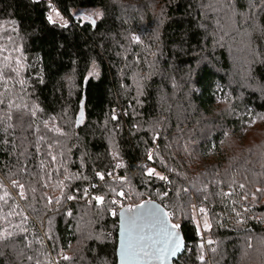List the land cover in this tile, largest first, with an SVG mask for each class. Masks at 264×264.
Segmentation results:
<instances>
[{"label":"trees","instance_id":"trees-1","mask_svg":"<svg viewBox=\"0 0 264 264\" xmlns=\"http://www.w3.org/2000/svg\"><path fill=\"white\" fill-rule=\"evenodd\" d=\"M53 9L67 26L49 22ZM78 11L100 18L81 23ZM0 100V183L11 194L0 235L14 233L0 239V264H117L112 199L164 208L185 243L176 264H264V193L242 198L264 187V0H0ZM20 176L54 202L20 200L10 182ZM17 204L26 222L8 215Z\"/></svg>","mask_w":264,"mask_h":264},{"label":"snow or ice","instance_id":"snow-or-ice-1","mask_svg":"<svg viewBox=\"0 0 264 264\" xmlns=\"http://www.w3.org/2000/svg\"><path fill=\"white\" fill-rule=\"evenodd\" d=\"M53 11L55 12V9H53ZM56 16L59 17V12H56ZM47 19L49 20V22H53L52 15H49L47 17ZM88 19L91 20V23L95 24V20H92L91 17H89ZM63 26H67V22H65ZM131 39L137 43L140 40V38L136 35H133L131 37ZM3 103H4V101L0 100V104H3ZM13 107H15V109L19 110L21 106L19 104L13 106L10 103L9 108H13ZM30 115L32 117H35L36 111H31ZM115 118L116 117L113 116V119H115ZM6 119L8 121H12L13 120L12 113H8L6 116ZM17 119L21 122V124H23L24 123V114H21L19 117H17ZM0 123H2V121H0ZM14 126L15 125H13V124L7 125L8 128H12ZM31 127H32V125L28 124V128H31ZM44 127L47 128L49 131L55 132L59 135H63V133L61 132V130L59 128H57V127L49 128L48 121H44ZM44 139H45L44 136L40 135L38 143L43 144ZM52 148H53V144L51 142H49L48 152L46 153V155L51 158V162L54 164L57 162V156L52 154ZM36 151L39 154L42 151V149L40 147H37ZM152 158H153V154L150 152L148 154V159L152 160ZM116 167L119 168V167H121V165L117 164ZM261 167L264 168V163L261 164ZM40 169H41V171L45 172L46 180L50 182L51 172H47L45 170V165H44L43 161H41ZM19 172L23 173V174H29L26 166L21 167L19 169ZM154 172H155L154 169L149 168L147 174L152 175ZM96 175L101 180H104V178H105L104 174H102V173L98 172ZM108 175H111V173H109ZM156 175L161 180H167V177H165L163 175H159L158 173ZM67 178L68 177H65V179H67ZM35 179L37 181H39V179H40L39 173L36 174ZM242 180L251 182V177L244 176V177H242ZM10 182H11V187L17 190V195H18L20 200L27 201L29 199L28 194L32 193L33 199H36V200L46 199L47 205H51L54 202L52 197H50V196L41 195V196L37 197L35 195L37 193V187L33 186V184L31 182L25 183L22 176H20V178L10 179ZM120 182L121 183L124 182L123 178H121ZM230 184L231 185L237 184V180L235 177H233L231 179ZM62 185H63V182L61 181L60 186H61V191L63 192ZM41 186L44 188H47V187H49V183L45 182ZM93 187H95V185H93ZM246 187H247V185L244 182L238 183L239 189L244 190ZM0 189H4L3 195H0V201H3L5 204H7L8 200L11 199V194L9 193V191L6 188H4V185L2 183H0ZM110 191L112 193H114V196L119 197L121 199L125 198L127 195V193H125L123 190L117 191L115 188L110 189ZM182 191L187 194L189 192V189L184 188V189H182ZM198 191H200V190H198ZM256 193H264V187H257L255 189V192H253V193L244 192L242 198L247 199L248 195H251L253 197V199H255ZM167 195H168V193L165 192L164 196H167ZM221 195L230 196V195H232V193L231 192H223V193H221ZM84 196L89 197L88 189H84ZM66 198L68 200H73V199H76L77 197L72 196V195H68ZM92 201H95L96 205H98V206L104 205L105 204V196H103V195H92L89 197L88 203L91 204ZM55 203L59 204L60 198H56ZM109 203H110V205H118V204H120V201L117 199H112ZM134 207H135V209H142L145 207V205H143V204L135 205ZM17 209H19L18 204L15 206V208L12 209V211H10L8 213V215H18L22 218V222H26L28 220V215L25 214L23 209H19V211H17ZM34 210L35 209H33V211ZM133 210H134L133 207H124L123 205H120L119 216L121 217L122 221L126 222L128 225V227H122L121 228V232L124 236V239L122 240L120 247L117 249L118 255H119L122 262L132 261V260H137V259H149V258H151V259H155L157 261H160V264H164V261H166L170 256H175L178 252H180V250L182 248V240H181L179 232L177 231V229L179 228V225L169 223V220H168L169 214L167 212L163 211L159 206H156V205L152 206V210H150V212L148 213V219L152 225V227L150 229L151 234L149 235V234L145 233L144 228L142 226L137 224V220L135 217L128 216V214L132 213ZM109 211H111V214L113 216L117 215V212L115 210L109 208ZM199 211L201 213H205L204 208H200ZM17 227H19V226H17ZM208 227H210V225H208L207 221L205 220V228L207 229ZM20 230L22 232L27 231L24 228H21ZM13 235H14V233L9 231V232H6L5 234L0 235V239H7L8 237H11ZM37 242L39 243L40 241H37ZM208 243L211 244L212 241H208ZM249 247H251V244H249ZM27 259L29 261H31L34 259V257L33 256H27ZM62 259L65 261H70L72 259V257L67 256V255H63ZM199 259L201 260V262L204 261L203 254H201ZM38 264H39V262H38Z\"/></svg>","mask_w":264,"mask_h":264},{"label":"water","instance_id":"water-1","mask_svg":"<svg viewBox=\"0 0 264 264\" xmlns=\"http://www.w3.org/2000/svg\"><path fill=\"white\" fill-rule=\"evenodd\" d=\"M145 205L144 208L142 209H135L134 206H127V207H133V212L129 213L128 216L130 217H135L137 220V224L142 226L144 228V231L146 234H151L150 229L152 227L149 219H148V213L150 212V210H152V206L156 205L159 206L163 211L164 208H162L160 205H158L157 203L153 202V201H144L138 205ZM166 212V211H165ZM169 223H171L169 217H168ZM122 227H128L127 223L122 221L121 217L118 214V233H117V248H116V252H115V256H116V260H117V264H160V261H157L155 259H137V260H132V261H124L122 262L117 249L120 247L122 240L124 239V236L121 232V228ZM177 231L180 234L181 240H182V248L180 250V252H178L175 256H170L166 261H164V264H176L179 260V258L183 255L184 249H185V243L183 240V236L182 233L180 231V228L177 229Z\"/></svg>","mask_w":264,"mask_h":264},{"label":"rangeland","instance_id":"rangeland-1","mask_svg":"<svg viewBox=\"0 0 264 264\" xmlns=\"http://www.w3.org/2000/svg\"><path fill=\"white\" fill-rule=\"evenodd\" d=\"M51 15L53 17V23H56L58 25H64L65 20L60 15L59 17L56 16V13H52ZM73 17L75 19H78L81 23L93 24L91 23V20H89L88 18L91 17L92 20H95V22H97L100 18V14L99 12H96V11H78L74 13ZM205 220L207 221L209 225L208 220L206 219V217H204L201 222V227H202V230L204 231L208 229V228L207 229L205 228Z\"/></svg>","mask_w":264,"mask_h":264},{"label":"built area","instance_id":"built-area-1","mask_svg":"<svg viewBox=\"0 0 264 264\" xmlns=\"http://www.w3.org/2000/svg\"><path fill=\"white\" fill-rule=\"evenodd\" d=\"M113 180L115 182H120L121 181V179L117 178V177H114ZM120 205H122V204L116 205V209H115V211L117 212L116 216H118V214L120 212ZM200 208L201 207H200V205L198 203V200L197 199H193L192 212H193V226L194 227H201V222H202L203 218L206 217L205 213H201L199 211Z\"/></svg>","mask_w":264,"mask_h":264},{"label":"bare ground","instance_id":"bare-ground-1","mask_svg":"<svg viewBox=\"0 0 264 264\" xmlns=\"http://www.w3.org/2000/svg\"><path fill=\"white\" fill-rule=\"evenodd\" d=\"M52 13H56V12H54V11H52ZM117 227H118V222H117ZM195 228H197L198 230H202V228L200 227H195ZM181 231V230H180ZM117 233H118V231H117ZM182 233V232H181ZM183 236V235H182ZM184 240V239H183ZM116 248H117V245H116ZM116 252V251H115ZM184 252H185V249H184ZM184 252H183V254H184ZM183 256V255H182ZM181 256V257H182ZM117 261V260H116Z\"/></svg>","mask_w":264,"mask_h":264}]
</instances>
